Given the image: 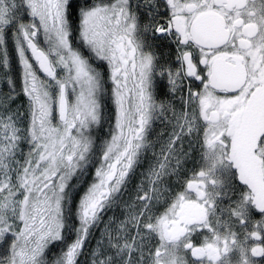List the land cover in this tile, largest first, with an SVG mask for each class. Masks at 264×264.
<instances>
[{"label": "snow or ice", "instance_id": "obj_1", "mask_svg": "<svg viewBox=\"0 0 264 264\" xmlns=\"http://www.w3.org/2000/svg\"><path fill=\"white\" fill-rule=\"evenodd\" d=\"M0 264H264V0H0Z\"/></svg>", "mask_w": 264, "mask_h": 264}]
</instances>
